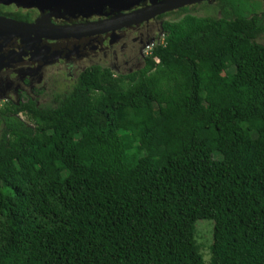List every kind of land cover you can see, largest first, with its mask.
<instances>
[{
  "label": "trees",
  "instance_id": "trees-1",
  "mask_svg": "<svg viewBox=\"0 0 264 264\" xmlns=\"http://www.w3.org/2000/svg\"><path fill=\"white\" fill-rule=\"evenodd\" d=\"M257 3L161 14L139 73L0 107V264H264Z\"/></svg>",
  "mask_w": 264,
  "mask_h": 264
},
{
  "label": "flooded vegetation",
  "instance_id": "flooded-vegetation-1",
  "mask_svg": "<svg viewBox=\"0 0 264 264\" xmlns=\"http://www.w3.org/2000/svg\"><path fill=\"white\" fill-rule=\"evenodd\" d=\"M253 1L258 3L256 11H251L259 18H264V0ZM203 3L216 5L217 9L221 7L219 0L201 2L199 5L204 6ZM56 13L47 9L0 4V17L27 24L42 22L47 25L69 26L106 17H68L69 20H65ZM109 13L108 9L104 11V14ZM165 19L164 16L161 19L156 17L144 23L90 37H34L22 34L12 36L14 33L7 36L0 33V98L5 104L8 101L20 104L31 100L34 106L39 108L32 91L47 88L46 84L51 79L63 77L65 80L76 82L80 73L93 66L106 67L118 74L139 73L145 58L144 48L147 43L159 38L160 24ZM260 39L264 40V37L259 36L256 41L259 42ZM66 93L53 96V105L56 106L59 98Z\"/></svg>",
  "mask_w": 264,
  "mask_h": 264
},
{
  "label": "water",
  "instance_id": "water-1",
  "mask_svg": "<svg viewBox=\"0 0 264 264\" xmlns=\"http://www.w3.org/2000/svg\"><path fill=\"white\" fill-rule=\"evenodd\" d=\"M213 0H0V4H13L17 7H34L39 10L47 9L57 12L61 19L69 20L76 17L90 18L93 16H106L92 22H83L69 26H54L42 24H27L16 22L6 17H0V33L7 36L26 35L34 37L56 36V37H86L99 33L114 31L115 29L137 25L154 19L161 14L191 6L201 2ZM146 3L143 7L140 4ZM108 9L109 14H104ZM107 18V16H110ZM95 31L91 34L85 32ZM74 33V34H68Z\"/></svg>",
  "mask_w": 264,
  "mask_h": 264
},
{
  "label": "rangeland",
  "instance_id": "rangeland-1",
  "mask_svg": "<svg viewBox=\"0 0 264 264\" xmlns=\"http://www.w3.org/2000/svg\"><path fill=\"white\" fill-rule=\"evenodd\" d=\"M199 5V3H198ZM197 5V6H198ZM205 5V4H204ZM195 7L194 11H192V14L201 16V15H208V12L205 10L204 6H200L201 7ZM175 16L170 15L168 16L166 19H173ZM160 39H162V36H160ZM161 41V40H160ZM260 44H262L264 46V40L260 39V41L258 42ZM74 84V82H72L71 80H65V78L63 77H59L58 79L54 80L51 79L46 85L48 86L47 88H40L39 90L35 89L32 91V96L33 98H36L37 100V106L39 108H44L45 105H49V106H54L53 102H52V98L53 96H58L60 94H64L68 91L71 90L72 85ZM41 91V92H38ZM56 93L55 95L53 93ZM4 100L0 98V107L2 105H4ZM23 116V115H21ZM21 116H19L20 118H22ZM23 120H25V118H23ZM212 234V225H211V230L209 231V234ZM212 241V237L210 239V243Z\"/></svg>",
  "mask_w": 264,
  "mask_h": 264
},
{
  "label": "clouds",
  "instance_id": "clouds-1",
  "mask_svg": "<svg viewBox=\"0 0 264 264\" xmlns=\"http://www.w3.org/2000/svg\"><path fill=\"white\" fill-rule=\"evenodd\" d=\"M174 11V10H173ZM160 16V15H159ZM157 17V16H156ZM156 17H154V18H156ZM151 20V19H150ZM161 40V41H160ZM157 42H162V39H160V37H159V39H157V40H155V41H151V42H149V43H147L146 44V46H145V48H144V56L146 57V56H149L150 54H151V52H150V54H148L147 52H146V47L150 44V43H153V46L155 45V43H157ZM153 48V47H152ZM152 50V49H151ZM155 60V62H157L158 60L155 58L154 59ZM75 83V82H74Z\"/></svg>",
  "mask_w": 264,
  "mask_h": 264
},
{
  "label": "built area",
  "instance_id": "built-area-1",
  "mask_svg": "<svg viewBox=\"0 0 264 264\" xmlns=\"http://www.w3.org/2000/svg\"><path fill=\"white\" fill-rule=\"evenodd\" d=\"M152 47H153V43H150V44L146 47V52H147L148 54H150Z\"/></svg>",
  "mask_w": 264,
  "mask_h": 264
},
{
  "label": "bare ground",
  "instance_id": "bare-ground-1",
  "mask_svg": "<svg viewBox=\"0 0 264 264\" xmlns=\"http://www.w3.org/2000/svg\"><path fill=\"white\" fill-rule=\"evenodd\" d=\"M93 32H95V31H90V32H85V33H87V34H91V33H93ZM68 34H74V33H68ZM74 37H76V36H74Z\"/></svg>",
  "mask_w": 264,
  "mask_h": 264
}]
</instances>
